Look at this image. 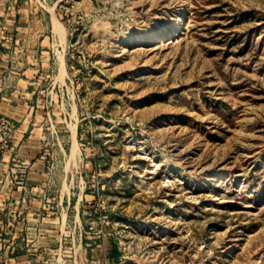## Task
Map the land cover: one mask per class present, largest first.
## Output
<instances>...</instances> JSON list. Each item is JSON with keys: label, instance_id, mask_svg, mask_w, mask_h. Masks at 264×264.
Here are the masks:
<instances>
[{"label": "rangeland", "instance_id": "rangeland-1", "mask_svg": "<svg viewBox=\"0 0 264 264\" xmlns=\"http://www.w3.org/2000/svg\"><path fill=\"white\" fill-rule=\"evenodd\" d=\"M8 22L59 61L35 103L60 171L0 247L36 264H264V0H0V42Z\"/></svg>", "mask_w": 264, "mask_h": 264}, {"label": "crops", "instance_id": "crops-1", "mask_svg": "<svg viewBox=\"0 0 264 264\" xmlns=\"http://www.w3.org/2000/svg\"><path fill=\"white\" fill-rule=\"evenodd\" d=\"M6 25L9 38L0 42V116L14 120L17 130L10 148L0 152V236L5 234L13 239L23 233V228L14 232V222H18V227L24 225L28 204H41L29 196L30 190L42 189L52 178L51 173L60 171L58 166L48 164L53 152L48 159L42 158L49 141L42 133L35 103L41 89L46 87L44 80L53 77L59 61L55 54L41 49L46 43L44 33L40 36L38 32L37 37L29 40L20 23ZM23 166H26L24 176ZM4 208L14 214H4ZM5 221V230H1ZM0 249L7 256L4 264H36L26 260L25 255L12 257L14 252L25 251L15 241L3 244Z\"/></svg>", "mask_w": 264, "mask_h": 264}, {"label": "built area", "instance_id": "built-area-1", "mask_svg": "<svg viewBox=\"0 0 264 264\" xmlns=\"http://www.w3.org/2000/svg\"><path fill=\"white\" fill-rule=\"evenodd\" d=\"M17 130V123L9 117L0 116V152L10 148V143L13 142L15 131ZM50 155L48 149L42 153V158L47 159ZM25 167L23 166L22 175L25 173ZM24 176V175H23Z\"/></svg>", "mask_w": 264, "mask_h": 264}, {"label": "bare ground", "instance_id": "bare-ground-1", "mask_svg": "<svg viewBox=\"0 0 264 264\" xmlns=\"http://www.w3.org/2000/svg\"><path fill=\"white\" fill-rule=\"evenodd\" d=\"M175 19V18H174ZM181 21V20H180ZM59 29H60V32H61V35L63 36V38H66V34H65V30L63 28H60L59 26ZM174 34V30L172 32H169L168 36H172ZM156 36L158 37L159 34L157 33ZM157 39V38H156ZM246 154V153H245Z\"/></svg>", "mask_w": 264, "mask_h": 264}]
</instances>
